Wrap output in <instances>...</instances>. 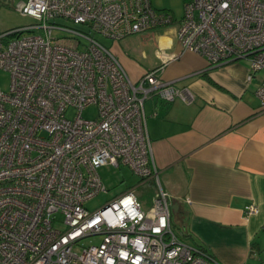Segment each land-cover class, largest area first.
Instances as JSON below:
<instances>
[{"label": "built area", "instance_id": "2783aa9c", "mask_svg": "<svg viewBox=\"0 0 264 264\" xmlns=\"http://www.w3.org/2000/svg\"><path fill=\"white\" fill-rule=\"evenodd\" d=\"M18 10L36 24L0 33V70L10 76L0 89V264H220L175 235L146 127L147 100L189 104L191 91L162 80L161 67L131 81L94 38L168 27L171 13L151 0H26ZM176 23L180 46L210 68L245 60L250 74L264 73V0H188ZM256 96L264 111V79ZM91 107L95 118H84ZM105 165L151 182V207L127 190L86 209L107 192Z\"/></svg>", "mask_w": 264, "mask_h": 264}, {"label": "crops", "instance_id": "0c3cea01", "mask_svg": "<svg viewBox=\"0 0 264 264\" xmlns=\"http://www.w3.org/2000/svg\"><path fill=\"white\" fill-rule=\"evenodd\" d=\"M177 30L157 28L145 40L128 36L114 41V52L131 81L161 67L157 76L192 93L189 104L157 98L144 103L175 235L220 264H247L252 240L264 230V111L256 96L264 73L250 74L245 60L210 68L180 46ZM251 205L257 214L245 213Z\"/></svg>", "mask_w": 264, "mask_h": 264}, {"label": "rangeland", "instance_id": "374dc122", "mask_svg": "<svg viewBox=\"0 0 264 264\" xmlns=\"http://www.w3.org/2000/svg\"><path fill=\"white\" fill-rule=\"evenodd\" d=\"M17 1L19 0H0V33L7 32L13 29L26 28L28 26L36 24V22L26 16L20 14L18 10ZM26 2V0H22ZM188 0H151V5L156 10H165L171 13L176 22L180 21L184 13V5ZM174 22L173 27H177L178 23ZM59 24L66 27L74 28L80 31L86 30L84 26H76L70 22L59 20ZM33 33L38 34V30H33ZM32 33L24 32L23 35H29ZM155 31H148L143 34H139L144 40L145 38H152L155 35ZM94 38L106 49L111 51L115 56L113 45L114 41L108 40L100 35H95ZM262 73V72H261ZM134 81V80H133ZM10 85V76L8 73L0 70V89L7 91ZM95 108H87L83 111L82 116L86 119L95 118ZM74 113L69 111L67 113L68 118H72ZM98 174L106 193L100 192L93 199L85 203V208L89 211H94L100 208L104 203L112 200L117 195L121 193L132 190L135 196L138 198L139 202L143 206L145 205L151 207L155 188L150 189L146 185L138 186V179L135 177L131 171L125 167L120 166L115 168L111 165H105L98 169ZM149 207V208H150ZM100 237L88 238L82 241V246L89 244H97L100 242ZM253 245V255L249 259L247 264H264V230L259 232L252 240Z\"/></svg>", "mask_w": 264, "mask_h": 264}, {"label": "trees", "instance_id": "16d2710c", "mask_svg": "<svg viewBox=\"0 0 264 264\" xmlns=\"http://www.w3.org/2000/svg\"><path fill=\"white\" fill-rule=\"evenodd\" d=\"M199 249H201V248H199ZM201 250H203V251H205L204 249H201ZM206 252V251H205ZM210 255V254H209Z\"/></svg>", "mask_w": 264, "mask_h": 264}, {"label": "water", "instance_id": "95a60500", "mask_svg": "<svg viewBox=\"0 0 264 264\" xmlns=\"http://www.w3.org/2000/svg\"><path fill=\"white\" fill-rule=\"evenodd\" d=\"M172 210H174V207L172 206Z\"/></svg>", "mask_w": 264, "mask_h": 264}]
</instances>
